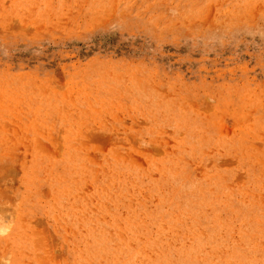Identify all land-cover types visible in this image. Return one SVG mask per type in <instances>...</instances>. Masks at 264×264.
<instances>
[{
  "label": "rangeland",
  "instance_id": "obj_1",
  "mask_svg": "<svg viewBox=\"0 0 264 264\" xmlns=\"http://www.w3.org/2000/svg\"><path fill=\"white\" fill-rule=\"evenodd\" d=\"M0 264H264V0H0Z\"/></svg>",
  "mask_w": 264,
  "mask_h": 264
}]
</instances>
